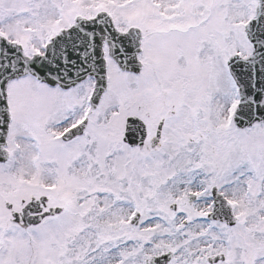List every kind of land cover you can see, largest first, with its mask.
<instances>
[{
	"label": "snow or ice",
	"instance_id": "6c2138e0",
	"mask_svg": "<svg viewBox=\"0 0 264 264\" xmlns=\"http://www.w3.org/2000/svg\"><path fill=\"white\" fill-rule=\"evenodd\" d=\"M0 264H264V0H0Z\"/></svg>",
	"mask_w": 264,
	"mask_h": 264
}]
</instances>
